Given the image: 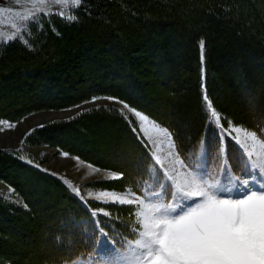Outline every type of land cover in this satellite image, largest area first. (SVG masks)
<instances>
[{"label":"trees","instance_id":"1","mask_svg":"<svg viewBox=\"0 0 264 264\" xmlns=\"http://www.w3.org/2000/svg\"><path fill=\"white\" fill-rule=\"evenodd\" d=\"M73 11L78 19L72 23L52 15L41 17L40 28L33 24L31 50L19 42L0 44V120L112 96L168 127L192 154L205 135L210 150L215 140L201 107L203 83L223 116L249 130L264 128V88L255 90L264 79V0H84L68 15ZM230 95L242 103L240 110L227 105ZM98 105L34 126L21 147H0V180L15 189L10 196L0 193V264H69L91 253L81 242L82 222L92 227L88 208L28 146L49 144L124 173L122 180L91 181L100 188L142 186L145 149L115 111L118 106ZM191 109L196 115L187 121ZM234 148L229 141V157ZM88 203L92 209L102 206ZM106 207L120 218L117 230L127 234L128 206Z\"/></svg>","mask_w":264,"mask_h":264},{"label":"snow or ice","instance_id":"2","mask_svg":"<svg viewBox=\"0 0 264 264\" xmlns=\"http://www.w3.org/2000/svg\"><path fill=\"white\" fill-rule=\"evenodd\" d=\"M15 3L19 5L20 0H15ZM83 3L84 0H71L74 10L80 9ZM31 4L32 10L26 14L15 11L11 34L0 39V44L7 47L19 42L31 50V26L42 27L39 23L41 17L58 15L68 23L78 19L75 11L66 15L63 9L52 11L47 8L49 4L68 5L69 0H31ZM13 11L0 6V14H12ZM199 48L203 81V39L199 41ZM100 99L122 105L115 111L124 117L134 138L145 149L148 163L143 184H138L135 191L124 186L123 192L107 189L95 193L89 191L85 197L79 187L65 181L88 208L92 225L89 228L88 221L82 222L81 242L91 249V253L71 259L69 264H264V128L259 132L249 130L223 116L202 83L201 107L205 126L214 131L215 140L210 150L205 135L199 141L198 151L186 154L168 127L151 120L125 101L116 97L94 96L82 104L95 103ZM100 107L98 105L95 110H100ZM125 110L136 118L135 122L125 114ZM145 122L159 129L167 140L166 145L161 147L148 135ZM4 123L0 121V125ZM38 127L43 128L44 125ZM35 130L30 129L25 135H31ZM229 141L235 145L233 157L228 154ZM154 145L161 147L162 151L167 148L165 160L170 168ZM61 155L67 157L70 154L62 152ZM232 160L236 161L235 166ZM89 167L94 173L107 172V180L124 178L123 172L101 170L91 164ZM89 187L94 188L95 185ZM14 192L15 189L9 186L8 195ZM89 199L103 206L92 209ZM108 205L117 208L128 206L131 223L125 226L127 234L117 230L114 222L120 218L104 207ZM100 217L107 218L109 223L105 225Z\"/></svg>","mask_w":264,"mask_h":264},{"label":"rangeland","instance_id":"3","mask_svg":"<svg viewBox=\"0 0 264 264\" xmlns=\"http://www.w3.org/2000/svg\"><path fill=\"white\" fill-rule=\"evenodd\" d=\"M0 6L9 7L14 10L12 14H9L7 12L0 14V39H3L11 34L12 30L10 26L16 19L15 11H20L22 14H26L27 12L32 10V4H31V0H20L19 5L15 3V0H0ZM71 7H72L71 0H69L68 5L60 6V5L49 4L47 6V8L52 11H60L61 9H63L66 15H68L69 9ZM228 71L229 73L233 74V72H231L230 70ZM260 80L261 81L257 83V86L255 88L256 91H260L262 88H264V79H260ZM97 97H112V96H97ZM119 100L122 101L121 99ZM155 101L158 102V100H155ZM100 103H108V104L116 105L118 106V108L122 107L120 103L112 102L107 99H100V100H97L95 103H84V104L80 103L78 104L80 105V107H76L77 105H75L73 107H66V108H59V109L37 110V111L30 112L24 115L21 119L17 121L0 120V121L6 122L3 125H0V129H2L0 130V147H9V148L21 147L23 146L21 141L23 140L25 134L28 133L29 130L32 129L34 126L41 125L45 123L46 121L53 120L56 118H68L70 116H73L75 113H77L78 111H80L81 109L85 107L98 105ZM227 105L233 109L240 110L241 108L240 106L242 105V103L237 102L235 100L234 95L232 96L230 95L228 96V99H227ZM132 108L138 110L137 108H134V107ZM139 111L142 112L143 114H146L141 110ZM125 114H130V113H127V110H125ZM195 115H196L195 111L193 112V109H191L189 110L185 118H187L186 119L187 121H190L191 117H194ZM150 119L154 120L151 117ZM13 124L15 125L14 127L12 126ZM144 127L147 130L148 135L153 140H156L157 143L161 144V147L167 144V140L162 137L159 129L153 127L150 122H145ZM153 147L155 148V150L157 151L161 159L165 162V164H167L170 168L171 165L168 163L167 160H165L167 148L164 147L162 151L161 147H155V145ZM27 149L33 156L37 157L38 161L40 162V165L43 168H46L52 172L60 174L71 185H73L74 187H79L82 195L86 196L87 192L89 191H93L95 193L100 190H105V188H100L97 185H95L94 188L89 187L90 185H94V184H91L92 183L91 181L95 179H105V177L107 176V172L105 171L94 173L93 168H90L89 164L96 166L100 168L101 170H110V169L94 165L81 158L79 160H75L74 157H77V156H74V155H69L67 157H64L61 155V153L62 152L66 153V152L59 151L56 147L51 146L49 144L28 146ZM116 153L114 152V156ZM111 171L116 172L114 170H111ZM114 191L121 192L117 190H114ZM0 193L2 195H8L9 193L8 184L3 182L2 180H0ZM97 208H100V207H97Z\"/></svg>","mask_w":264,"mask_h":264}]
</instances>
